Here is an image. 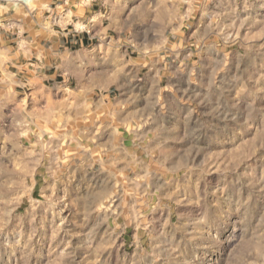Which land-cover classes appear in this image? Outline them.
<instances>
[{
  "label": "rangeland",
  "instance_id": "obj_1",
  "mask_svg": "<svg viewBox=\"0 0 264 264\" xmlns=\"http://www.w3.org/2000/svg\"><path fill=\"white\" fill-rule=\"evenodd\" d=\"M182 19L202 44L172 45ZM119 21L115 60L80 70L138 101L47 92L0 142V264H264V0H126Z\"/></svg>",
  "mask_w": 264,
  "mask_h": 264
},
{
  "label": "crops",
  "instance_id": "obj_2",
  "mask_svg": "<svg viewBox=\"0 0 264 264\" xmlns=\"http://www.w3.org/2000/svg\"><path fill=\"white\" fill-rule=\"evenodd\" d=\"M31 2L32 5L1 3L0 6V142H5L6 146L11 144L12 148L15 136L21 135L18 128L28 124L26 118L14 115L22 116L32 103H37L38 107L41 104L44 114L47 92L59 95L68 91L77 107L84 105L90 111L94 97L106 102L107 109L112 101L118 104L119 99L120 105L126 107L138 101V92L134 90L121 98L124 94L119 90L121 87L115 88L119 99L110 92L101 93L104 89L99 78L93 72L80 70L83 62L98 61L93 55H98L101 61H114L111 57L124 48L121 32L126 24L119 19L123 18L126 0ZM155 5L159 8V3ZM163 5L164 13L173 18V3ZM155 13L158 14V10ZM114 32L119 34L113 35ZM204 32L202 24L191 25L182 19L171 28L167 38L173 39L175 46L200 45L205 40ZM62 69L70 71L68 77L61 74ZM106 72L105 79L109 73ZM70 79L75 80V87L71 89L67 86ZM43 114L42 118H37L38 123H44Z\"/></svg>",
  "mask_w": 264,
  "mask_h": 264
},
{
  "label": "built area",
  "instance_id": "obj_3",
  "mask_svg": "<svg viewBox=\"0 0 264 264\" xmlns=\"http://www.w3.org/2000/svg\"><path fill=\"white\" fill-rule=\"evenodd\" d=\"M8 1H14V0H8ZM16 1L22 4H28L29 0H16Z\"/></svg>",
  "mask_w": 264,
  "mask_h": 264
}]
</instances>
